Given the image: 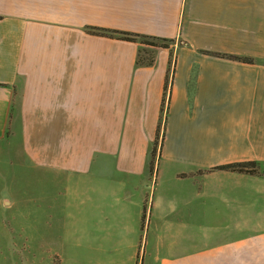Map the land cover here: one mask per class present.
<instances>
[{
	"label": "crops",
	"instance_id": "obj_1",
	"mask_svg": "<svg viewBox=\"0 0 264 264\" xmlns=\"http://www.w3.org/2000/svg\"><path fill=\"white\" fill-rule=\"evenodd\" d=\"M90 27L179 45L138 65ZM238 163L264 165V0H0V264H264Z\"/></svg>",
	"mask_w": 264,
	"mask_h": 264
},
{
	"label": "trees",
	"instance_id": "obj_2",
	"mask_svg": "<svg viewBox=\"0 0 264 264\" xmlns=\"http://www.w3.org/2000/svg\"><path fill=\"white\" fill-rule=\"evenodd\" d=\"M88 32L91 34L95 35H100V36H107L111 38H117L120 40H125V41H131V42H138L141 45L146 44L144 43V40H154L156 43L150 44V46L155 47V48H164V49H170V44H174L176 41L173 39H164V38H157V37H149L145 35H139V34H134V33H128V32H121V31H116V30H108V29H101V28H94L90 27L88 28ZM141 53L140 51V58L138 60V65H145V66H153L155 63L154 57L143 60L141 58ZM244 61L247 62H253L252 59H244ZM157 149L154 147L151 151L150 154V161L148 163V168L150 172H154V158L156 156ZM259 164L256 163H238V164H232L228 166H224L221 169L223 170H229V171H235V172H241V173H251L255 174L256 170L255 168L258 167Z\"/></svg>",
	"mask_w": 264,
	"mask_h": 264
},
{
	"label": "rangeland",
	"instance_id": "obj_3",
	"mask_svg": "<svg viewBox=\"0 0 264 264\" xmlns=\"http://www.w3.org/2000/svg\"><path fill=\"white\" fill-rule=\"evenodd\" d=\"M144 43H146V44H143L142 45V49H141V51H142V53H141V58L143 59V60H147V59H150V58H152V57H154V54H153V48L154 47H152V46H150V44H153V43H156L154 40H144ZM179 45V42L178 41H176L174 44H170V47H172V48H174V49H176V47ZM160 146H161V139H159V141L157 142V144H156V149H157V152H156V156H155V158H154V170H155V168H156V161H157V158H158V155H159V153H160ZM15 170V169H14ZM255 170L257 171H260V172H262L263 174H264V165L263 166H258V167H256L255 168ZM13 173H14V171H13ZM20 176V174L18 173V177L17 178H15V182H14V184H13V187L11 188V190L16 194V195H18L19 193H17V192H20L21 191V194H22V185H21V182H22V178H21V176ZM31 181H33V184H34V186H37V178L36 177H33L32 179H31ZM25 191H27V192H29V193H31V194H33L34 196H36V194H37V192H36V188L35 187H30V188H25ZM36 198V197H35ZM6 226H9L8 224H6Z\"/></svg>",
	"mask_w": 264,
	"mask_h": 264
}]
</instances>
